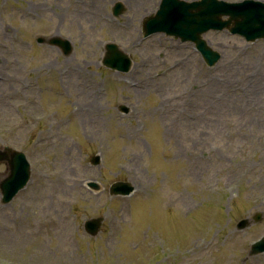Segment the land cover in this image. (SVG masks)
Returning <instances> with one entry per match:
<instances>
[{"label":"rangeland","instance_id":"obj_1","mask_svg":"<svg viewBox=\"0 0 264 264\" xmlns=\"http://www.w3.org/2000/svg\"><path fill=\"white\" fill-rule=\"evenodd\" d=\"M160 2L0 0V147L34 161L23 192L0 193V264H264L250 255L264 235V40L207 32L211 68L163 33L138 47ZM118 3L128 27L101 18ZM54 35L73 50L36 41ZM109 42L130 71L102 65ZM116 180L138 192L111 197ZM91 218H103L97 236Z\"/></svg>","mask_w":264,"mask_h":264},{"label":"water","instance_id":"obj_2","mask_svg":"<svg viewBox=\"0 0 264 264\" xmlns=\"http://www.w3.org/2000/svg\"><path fill=\"white\" fill-rule=\"evenodd\" d=\"M163 4L170 5V12H167L171 14L169 18L172 19L173 24L168 26V29L173 34L181 35L188 28H194L196 33H201L211 28H229L232 32L242 34L248 39L264 37V5L256 2L246 1L236 4L219 0H202L200 3H189L178 0H166ZM165 9L164 6L162 10L165 11ZM256 10H262L260 11V16L254 15ZM223 16H228V18L224 19ZM198 41L206 59L214 62V54L204 47L202 39L199 38ZM9 154H11L9 151L0 152V160L8 158ZM13 182L9 181L8 184H15ZM4 192L6 197L10 198L12 191L8 189L4 190ZM258 248L264 250V242H259Z\"/></svg>","mask_w":264,"mask_h":264},{"label":"bare ground","instance_id":"obj_3","mask_svg":"<svg viewBox=\"0 0 264 264\" xmlns=\"http://www.w3.org/2000/svg\"><path fill=\"white\" fill-rule=\"evenodd\" d=\"M81 109L85 110V111L88 113L89 105L86 103V104H84V105L81 107ZM92 113H94V112H92ZM89 114H91V112H89Z\"/></svg>","mask_w":264,"mask_h":264}]
</instances>
